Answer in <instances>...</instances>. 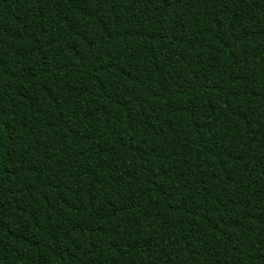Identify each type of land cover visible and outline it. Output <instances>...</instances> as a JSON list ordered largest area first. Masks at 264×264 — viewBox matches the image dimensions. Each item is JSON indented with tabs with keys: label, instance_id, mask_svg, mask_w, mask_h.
<instances>
[{
	"label": "trees",
	"instance_id": "trees-1",
	"mask_svg": "<svg viewBox=\"0 0 264 264\" xmlns=\"http://www.w3.org/2000/svg\"><path fill=\"white\" fill-rule=\"evenodd\" d=\"M0 264H264V0H0Z\"/></svg>",
	"mask_w": 264,
	"mask_h": 264
}]
</instances>
